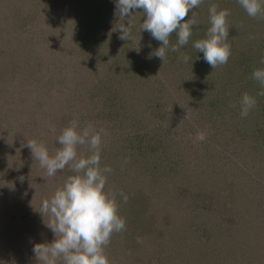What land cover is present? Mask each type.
<instances>
[{"label": "rangeland", "instance_id": "374dc122", "mask_svg": "<svg viewBox=\"0 0 264 264\" xmlns=\"http://www.w3.org/2000/svg\"><path fill=\"white\" fill-rule=\"evenodd\" d=\"M71 1L81 6L73 8ZM232 1L226 7L230 16H241L248 28L240 37H249L252 31L260 35H251L255 44L262 45L264 20L249 17L237 0ZM91 3L92 9L86 11L82 9L89 5L86 0L47 4L46 0H0V264H38L34 245L55 239L34 206L38 208L73 173L66 168L46 179L26 141H42L52 153L60 147L52 139L74 121L81 128L92 124L101 132V158L114 170L105 190L128 197L125 203L117 196L126 230L114 234L106 249L111 264H264V121L259 120L253 140L226 132L224 138L206 141L199 125L187 130L174 125L175 114L188 118L189 109L183 108L188 100L172 87L177 76L173 66L149 58L150 50H138L137 57L149 68L134 71L139 79L131 73L124 80L116 74L109 79L98 63L80 64L73 70L70 64L79 58L74 53L76 30L90 26L87 19L92 21V30L88 28L83 37L88 42L90 36H109L123 22L115 15L116 0ZM45 6L53 10L48 13ZM133 11L134 18L143 16L142 10ZM207 16L208 10L205 23ZM235 39L231 46L236 50L249 45ZM235 56L217 69L225 77L223 103L239 100L244 92L246 77L242 84V78L237 79L241 70L232 62ZM12 60L31 64L25 73L18 66L13 73ZM171 60L167 56L164 63ZM61 73L67 77L64 87L56 82ZM5 76L6 83H1ZM216 79L222 88V79ZM108 81L113 86L108 87ZM136 81L139 85L133 86ZM35 82L42 90L34 87ZM32 87L35 90L30 91ZM106 95L113 106L108 100L99 103ZM38 108L42 114L37 115ZM167 121L174 125L173 139L188 146L186 159L180 158L178 146H172L173 156L160 155L157 143ZM245 131L246 127L239 128L240 133ZM145 140L153 145L147 151L142 150ZM78 151L88 154L86 146Z\"/></svg>", "mask_w": 264, "mask_h": 264}, {"label": "clouds", "instance_id": "9594fccd", "mask_svg": "<svg viewBox=\"0 0 264 264\" xmlns=\"http://www.w3.org/2000/svg\"><path fill=\"white\" fill-rule=\"evenodd\" d=\"M204 0H116V12L123 21L116 28L120 39H133L135 27L133 10L144 13L139 26L141 32L148 31L161 42V46L149 54L164 62L167 52H180L188 45L193 34V26L199 25L195 11ZM246 14L253 19L264 20V0H237ZM191 11V18L185 19ZM210 27L206 38L198 39L193 48L203 52L205 61L213 68L225 65L231 55L226 41L229 37L227 9L217 4L208 8ZM127 21V23H125ZM175 34L176 43L170 37ZM139 50V48H137ZM179 59L187 63L191 57L181 53ZM264 64V59L261 60ZM163 66V65H162ZM159 74V73H158ZM157 74V75H158ZM251 78L260 86L258 96H264V68H255ZM240 116L245 118L256 106L254 96L245 92L240 98ZM60 145L50 153L46 144L36 139H27L26 146L31 150L35 161L45 170L46 179L55 177L66 168L72 172L62 186L41 201L35 210L44 218L46 226L53 231L51 242L36 243L33 252L38 264H111L106 253L112 236L126 230V220L119 214L117 196L127 202L123 192L106 191L108 176L113 173L110 166H102V134L92 124L80 127L77 122L62 129L57 137ZM86 146L88 154L78 149Z\"/></svg>", "mask_w": 264, "mask_h": 264}, {"label": "trees", "instance_id": "16d2710c", "mask_svg": "<svg viewBox=\"0 0 264 264\" xmlns=\"http://www.w3.org/2000/svg\"><path fill=\"white\" fill-rule=\"evenodd\" d=\"M49 1L50 0H46V4ZM86 1L88 2L89 5L85 6V8L83 7L82 9L88 11L87 9H92L91 2L93 0H86ZM215 2L216 0H204V2L197 9H195V11L198 13V19L200 22L198 26L196 25L193 26V34L189 40L188 45L182 47L180 49V52H175V53L171 51L167 52V56L168 57L170 56L172 60L169 62V64L164 63V65L173 66L174 70H176L174 72L177 73V76L174 77V81L172 82L173 83L172 87L176 92L185 93L183 100H188V101L184 103L183 108L189 109V115L187 119L178 118L177 114H175L176 124L174 125L181 124L184 130H187L189 126L197 124L199 125V127L204 129L205 131L204 140L206 141L215 140V138H224L226 132H229L230 136L240 135L239 138H243L245 135V137L251 138L253 140L255 137H257V135L254 134V131L258 126L259 120L264 121V96L257 95V93L260 91V86L257 83V81L251 78V73L255 68H264V64L261 63V60L264 59V40L260 42L262 45H259L258 43L255 44V38L252 37L251 35H255V36L257 35L254 34L252 31L250 32L251 35H249V37L244 36L241 38L240 36H242V34H245L243 33L244 30L246 31L248 29L247 27H244L242 25L243 22L241 20L242 17L236 16V19H234L230 15L227 17V22L229 26V37L226 43L230 45L231 56L233 57L237 54V56L234 57L232 62H234L233 64H235V66L241 70V73H236V77L237 79L242 78L240 80L241 84L244 79V76L246 77V82L244 84V92L240 96H242L245 92H247L250 95L254 96L257 100L256 106L250 111L248 116L245 118H241L240 103H239L241 97L239 98V100L237 97L235 101H231L230 103H223V90L225 86V79H224L225 77L222 75L221 70L217 73L218 71L217 69H219L218 67L216 69H213L205 61L203 52H198L192 46L196 40L206 38L207 29L210 27V24L209 21L208 23H205L203 21V17H205V14L207 13V10L209 8L207 6ZM233 2L234 1L232 0H217L216 3L219 6V8L227 9L226 7L228 6V4ZM71 5L73 6V8H78L79 6H81V5H77L73 1H71ZM49 6L51 7L52 4L50 3ZM47 7L48 6L44 7L45 11L50 13L53 9L51 8L47 9ZM43 15L45 16L46 12L43 13ZM144 18H146L144 17V13L143 16L140 15V17L135 18V27L132 29V34H134L132 35L133 39L129 41L121 40L119 38L120 32L116 30L113 32L110 31L109 36L106 35L104 38H100V39L98 35H96V37L90 36L89 38H91L92 40L91 42H88V38H83L87 36L88 28H90V31L92 30L90 27L92 21L88 22L89 20L87 19L86 24L90 26H82L81 28L84 27V30H78V31L76 30L77 39L75 40V43L78 46V51L76 50L74 51V53H77V56H79V58L77 60L76 59L72 60L70 64L71 68L73 70H77L78 68L77 66H79L80 64L84 65L86 63H91L96 65V63H98L100 66L102 65L106 68V72L104 74L105 77L112 79L114 74H116L120 76L119 79H123V80L125 79V77L127 78L130 73L131 76L137 77L135 74H133L134 71L136 70L147 72L149 70L148 63H146L142 59L139 60L137 55L139 54L140 51L142 53L143 50L148 52L150 50L151 53L154 52L157 48L161 46V42L155 40L148 31L145 30L141 32L139 30V26ZM189 18H191V11L189 12L188 16L185 19H189ZM22 20L24 21V19ZM19 25L21 27L23 24L22 25L19 24ZM21 32H23V30H21ZM99 35L104 36L105 33L102 34L99 33ZM237 37L239 38L240 41L243 42L247 41V44H249L245 46V49H243L242 51L236 50L231 46L233 39L236 38L235 40H237ZM257 37L259 38L260 35H258ZM103 39L105 40L101 41ZM176 39H177L176 35L173 34L170 37L171 43H176ZM137 48H139L140 51H138ZM93 50L98 53L93 52ZM249 50H251L252 52L251 54L248 53ZM181 53H186L191 57V59L187 63L182 62L179 59ZM113 54L115 55V57ZM155 60H156L155 61L156 68H159L160 61H158L159 59H155ZM30 64L31 63L29 61H26V63L23 61L20 63H15V61L12 60L11 65L13 66V68L11 69L12 71L10 72L15 73L14 68L15 66H18V70L23 74L25 73V68L29 67ZM218 77H220L223 81L222 88L220 87V80L216 79ZM6 78L7 77L5 76L1 83L3 82L6 83ZM66 78H67L66 75H63L61 73L60 75H58L56 82L61 83V86L64 87ZM74 80L79 81V79H74ZM82 82H84L83 79ZM108 82H109L108 87L113 86V82L110 81ZM253 82H255V85L253 84ZM137 85L139 84L136 81L133 84V86H137ZM35 86L39 87L36 82L34 84V87ZM43 86L44 85H41L42 88ZM156 86L158 87V90H160L162 88V83L161 85L157 84ZM33 89L34 88L32 87L30 91H32ZM39 89L42 90L40 87ZM173 89H171V91L175 93ZM221 89L223 90L221 91ZM218 90L220 91V93ZM162 93L165 92L163 91ZM238 93H240V89L238 90ZM109 96L106 95L103 100L99 98V103L100 104L106 103L107 100L109 102L110 101ZM36 103L38 104L39 102L36 101ZM109 105L113 106L112 102L111 103L109 102ZM42 113L43 110L38 108L37 115ZM56 118L58 119V117L55 116V119ZM58 120L61 121V118ZM167 122H168L166 123L167 125H165L164 129L161 131L162 132L161 138L157 143L158 145H161L159 150V152L161 153L160 155H163L165 158L171 157V155L173 156V154L171 153L173 151L172 146H178L180 158L186 159L190 155L189 153L190 151H188V146H185V144L179 146L180 143L177 142L180 141L181 139L179 138L176 142L173 139L174 134H171L172 132L171 129L174 125L172 123H169V121ZM170 124H172V126ZM240 127H246V131L244 133H240L239 132ZM262 127L264 128V124L262 125ZM52 142H54V145L56 146H58L59 144L57 139L55 140L52 139ZM144 145L146 148H142L143 151H147L148 148H151L153 146L150 145V140L149 141L145 140ZM101 161H102L101 163L104 164V160L102 158ZM125 163H127V161H125ZM137 216L138 218H140L141 216L140 213H137Z\"/></svg>", "mask_w": 264, "mask_h": 264}]
</instances>
